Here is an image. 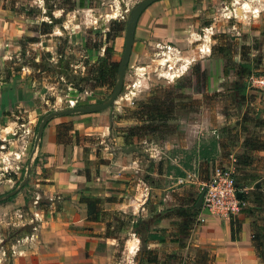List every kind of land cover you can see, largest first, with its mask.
I'll use <instances>...</instances> for the list:
<instances>
[{"label":"rangeland","instance_id":"374dc122","mask_svg":"<svg viewBox=\"0 0 264 264\" xmlns=\"http://www.w3.org/2000/svg\"><path fill=\"white\" fill-rule=\"evenodd\" d=\"M139 1L84 0L83 7H78V0H0V6L10 8L8 14L20 19L13 28L4 24L0 27L1 49H17L7 63L17 66L34 59L43 61L46 67L43 72H35L22 65L10 79L0 81V91L7 95L1 102L6 110L0 117V198L18 187L26 177L28 162L31 165L28 180L18 191L8 195L9 200H0V264H12L24 252L35 253L36 246L31 241L43 237L36 229L56 217L53 208L58 212L62 207L60 198L54 199L53 204L46 200L36 180L44 171L40 169L39 141L35 144L42 117L70 106L91 105L107 99L113 85L89 87L81 81L76 86V82L111 45L112 59L120 61L125 29L110 39V22L121 20L126 27L131 9ZM71 6L74 8L69 9ZM155 16L159 22L154 24L150 17ZM140 18L121 91L104 109L114 121L132 119L140 104L163 88L181 94L176 101L185 106L176 110L178 116L188 110L207 109L230 115L237 113L243 118V113L257 107L254 102L251 105V101L256 100L258 91L264 92L258 85V79L264 76V0H159L148 6ZM174 21L178 27L176 32L167 27ZM44 29L50 32L41 33ZM14 30H19L15 40L6 37ZM214 46L225 50L214 53ZM242 46L254 65L252 74L239 77L230 70L223 75V59L239 62ZM59 59L64 63L68 78L51 66ZM28 75L32 79H28ZM241 89L247 91L245 101L239 100ZM129 125L126 123L121 131L127 134ZM243 125L248 126L244 123L238 128ZM242 137L238 136L235 156L242 152ZM253 181L247 171L240 174L235 171L236 187L248 193L247 202L257 193ZM104 206L103 222L107 219L112 224L113 240H106L105 230L98 231L99 224L86 222L84 226L68 228L72 235L76 232L97 238L94 249L89 243L85 246V253L91 255L96 264H194V258L211 264L212 251L192 242L180 250L172 246L155 247L150 243L148 220L132 227V214L121 217L115 210L111 212L109 204ZM190 209L182 216L183 221L188 222L185 225L188 231L201 224L197 215L202 210L199 208L196 212L194 202ZM259 213L258 223H262L264 215ZM45 244H41L40 253L48 252ZM199 249L207 254H198ZM150 250L159 258L157 263L145 262Z\"/></svg>","mask_w":264,"mask_h":264},{"label":"crops","instance_id":"0c3cea01","mask_svg":"<svg viewBox=\"0 0 264 264\" xmlns=\"http://www.w3.org/2000/svg\"><path fill=\"white\" fill-rule=\"evenodd\" d=\"M7 10L10 8L0 6V27L4 24L13 28L20 19ZM151 19L154 24L159 22L156 16ZM140 20L139 17L134 37ZM175 24V21L168 23L167 27L176 32ZM18 31L6 37L15 40ZM16 50L0 47V69ZM27 78L32 79L29 75ZM257 96L251 101V105L254 102L257 107L243 113V118L237 113L230 115L207 109L186 111L174 120L178 126L176 132L164 140L129 137L121 129L126 123L132 126L137 121L134 118L114 121L104 110L51 118L38 145L40 169L44 171L36 180L46 200L53 204L54 199L60 198L62 207L57 212L52 206L56 217L36 229L43 236L41 240L37 237L31 241L36 252H24L12 264H96L94 258L85 253V246L89 243L94 249L97 238L68 233L69 226L80 227L86 222L99 224V232L106 229L108 220H86V207L80 201L83 197L111 198L106 202L111 212L115 210L121 217L132 214V222L148 220L150 243L155 247L172 246L180 250L192 242L212 251L211 264H264L251 241L252 222L261 218L259 212L264 215V149L250 150L243 142L252 136L264 138V92L258 91ZM6 97L5 91H0V117L6 110L1 104ZM244 118L248 126L238 128ZM257 121L260 123L256 124ZM238 130L243 136L239 156L244 153L257 158L247 166L235 164L237 174L247 171L254 179L257 193L247 202L256 210L254 217L241 212L231 215L240 222V231L235 237H232L230 217L208 215L205 222L188 231V222L183 221L182 216L188 214L193 202L198 212L196 203L203 183L215 168L225 166L235 157ZM131 145L136 149L127 152L125 149ZM196 191L198 194L194 193ZM262 219L264 221V217ZM260 224L264 226V222ZM109 239L114 238H106ZM41 242H46L47 253H40Z\"/></svg>","mask_w":264,"mask_h":264},{"label":"trees","instance_id":"16d2710c","mask_svg":"<svg viewBox=\"0 0 264 264\" xmlns=\"http://www.w3.org/2000/svg\"><path fill=\"white\" fill-rule=\"evenodd\" d=\"M84 0H78V7H83ZM74 6L69 7V9H73ZM47 26L46 22L42 23ZM123 22L121 20H112L110 22V31L108 32V37L110 39H114V37L122 30L125 29L123 26ZM50 29H44L41 33H49ZM113 34L112 36H110ZM31 40H34L31 38ZM220 49H215L213 47L212 51L215 53L217 50L220 52H224L225 49L220 47ZM240 51V61L235 62L232 59H223V75H227L230 70H233L234 73L239 77L250 76L253 72L254 65L251 63L248 57V51L243 49L245 47H241ZM113 52V46L106 48L104 53L100 55L97 60L86 68V73L83 77H79L76 86H79V82H84L89 87H103V86H111L114 85L115 76L118 70L119 62L114 61L111 57ZM23 54V52H22ZM22 65H26L28 68L35 72H43L46 70L43 61H36L34 59H29L23 61L19 65H11V63H6L3 69H0V81H7L10 77L17 72ZM51 66L54 67L57 73L62 76L68 78V74L64 63L61 59H59L55 63H51ZM72 83V80H70ZM74 83V80H73ZM181 97V94H178L177 91L172 89L163 88L158 89L151 95L146 101L140 104V106L133 112V118L136 119L137 124L126 129L127 135L129 137H137L138 139H145L147 137H157L161 140L166 139L170 135H172L178 129L177 124L174 122L177 118L176 110L179 107H184L185 103H178L176 101ZM247 98V91L245 89L240 90L239 100L245 101ZM194 111V110H188ZM244 118L242 124H244ZM260 121H257L256 124H259ZM239 126V125H238ZM242 129L246 128V125L240 127ZM246 148L250 150H263L264 149V138L259 137H248L243 141ZM237 166H247L252 164L257 158H254L250 155L242 153L241 156H235ZM237 170V168H236ZM255 186V185H254ZM260 188V186L258 187ZM256 190V188H255ZM257 192V190H256ZM248 194V193H247ZM247 194L242 192L240 199L244 202H247ZM10 197L7 196L3 200H9ZM111 198H101V197H83L80 199L82 203L85 204L86 207V220L88 221H103L105 217V203L111 201ZM255 209L249 207V205H244L240 212L244 213L245 216L254 217ZM107 220V219H106ZM142 221L138 219L137 221H133L131 226L137 227ZM147 224V223H146ZM144 225V224H143ZM230 225L232 228V237H235V233L240 231V222L230 216ZM112 224L107 221L105 234L106 236H113L115 232L111 231ZM137 233V230L134 231ZM141 239V238H140ZM163 241V238H160ZM143 242L144 239L142 238ZM252 245L255 248L258 256L264 262V226L258 221L254 220L252 222V234H251ZM198 254H207L204 250H198ZM212 261V256L210 257ZM159 261L155 251L152 250L147 252L145 257V262L147 263H157ZM194 264H208L197 261V259H193Z\"/></svg>","mask_w":264,"mask_h":264},{"label":"water","instance_id":"95a60500","mask_svg":"<svg viewBox=\"0 0 264 264\" xmlns=\"http://www.w3.org/2000/svg\"><path fill=\"white\" fill-rule=\"evenodd\" d=\"M159 1V0H141L139 1L130 11L128 21L126 23L125 27V41H124V49L123 53L121 56V59L119 61L118 65V70L115 76V81L113 85V89L107 99L101 103H96V104H91V105H84V106H70L66 109L63 110H58V111H52L44 115L38 125L37 129V134L35 137V144L37 145L38 141H40L43 129L46 125V123L53 117L58 116V115H68V114H73V113H91V112H96V111H101L109 107L116 99V97L119 95L121 91V87L123 84V78H124V73H125V68L127 66V63L129 61V57L132 51V45L134 41V34H135V28L137 21L142 14V12L150 6L152 3ZM136 149L135 146L131 145L127 149H125L127 152ZM31 169L30 162L27 164L26 168V177L25 179L18 185V187L14 190L11 191L10 193H7L4 195L0 200H3L5 197H7L9 194H12L20 189V187L28 180V175ZM258 185V184H257ZM237 196L240 198L241 197V192L237 193ZM202 202V194H200L198 200H197V207L201 206Z\"/></svg>","mask_w":264,"mask_h":264},{"label":"built area","instance_id":"2783aa9c","mask_svg":"<svg viewBox=\"0 0 264 264\" xmlns=\"http://www.w3.org/2000/svg\"><path fill=\"white\" fill-rule=\"evenodd\" d=\"M258 85L264 88V76L258 79ZM235 157H231V166L217 167L211 176L203 183L201 188L202 202L199 207L202 212L199 222H205L206 216L219 218L230 217L240 212L246 205L238 196V192H244L235 184ZM182 181V180H180Z\"/></svg>","mask_w":264,"mask_h":264}]
</instances>
